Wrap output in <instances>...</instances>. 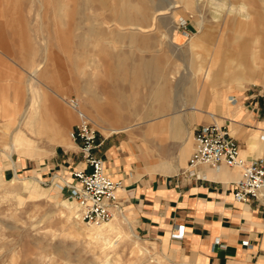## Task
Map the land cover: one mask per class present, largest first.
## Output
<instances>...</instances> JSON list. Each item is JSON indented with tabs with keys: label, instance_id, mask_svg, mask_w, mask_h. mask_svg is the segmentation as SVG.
Returning a JSON list of instances; mask_svg holds the SVG:
<instances>
[{
	"label": "rangeland",
	"instance_id": "1",
	"mask_svg": "<svg viewBox=\"0 0 264 264\" xmlns=\"http://www.w3.org/2000/svg\"><path fill=\"white\" fill-rule=\"evenodd\" d=\"M85 1L0 0V51L8 57L0 65V264H195L180 245L175 253L172 237L168 244L162 237L139 234L136 219L133 232L127 222L113 220L115 217L100 227L75 218L76 207L68 188L77 185L71 171L81 167L77 147L68 150L74 143L70 132L80 120L74 107L83 106L107 133L122 130L105 140L100 154L108 143L120 147L122 143L134 146L135 142L161 162L179 165L186 164L193 150L195 129L216 123L209 115L198 120L202 114L189 108L199 95L204 102L224 93L225 97H236L243 108L241 121H250H243L236 130L239 138H234L240 146L238 140L247 136L243 131L251 133L264 123L263 0H166L168 4L164 0V5L179 7L157 20L155 31L139 34L137 48H131L129 40L122 44L113 39L119 34L129 37L138 33L134 27L121 28L113 22L100 27L102 13L112 20L111 10L122 8V0H106L108 12L94 6V2L99 4L97 0L90 5ZM123 2L126 8H144L145 17L137 20L143 26L151 24L155 7L163 4L162 0ZM90 27L102 30L104 39L88 34ZM119 54L124 71L116 73L114 80L125 89L128 105L114 116L110 105L117 102L108 76L118 69ZM215 61L214 80L203 76L197 80L194 69H205ZM151 62L167 72L160 85H166L168 101L160 95L153 102L152 88L158 80L144 79L146 65ZM40 63L44 69L32 80L31 74ZM134 66L144 75L137 84ZM131 84H135L133 89ZM91 86L95 105L87 94ZM71 101L76 105L71 106ZM168 104V111L163 110ZM221 108L215 103L213 112L220 115ZM26 110L28 117L21 126ZM182 110H187L185 115H181ZM36 113L38 131L35 128L33 132ZM70 114L73 119L67 120L65 116ZM168 122L172 128L167 135L154 131L153 126ZM222 124L229 130L228 120L218 123ZM98 130L99 138L106 137ZM18 131L27 138H15L20 150L12 152L5 145L10 146ZM6 149L21 180H15ZM118 154L127 155L120 150ZM69 157L71 164L56 163ZM135 167L131 165L127 173L133 175ZM185 169L181 167L176 174ZM33 177L41 179L40 187L24 191L23 179ZM56 190L59 195H55ZM260 255L264 256V250Z\"/></svg>",
	"mask_w": 264,
	"mask_h": 264
},
{
	"label": "crops",
	"instance_id": "2",
	"mask_svg": "<svg viewBox=\"0 0 264 264\" xmlns=\"http://www.w3.org/2000/svg\"><path fill=\"white\" fill-rule=\"evenodd\" d=\"M0 56L2 65L3 59L8 60V57L1 51ZM218 95L203 102L211 103L203 107L204 112L198 120L204 115H209L216 123L226 119L232 135L239 138L236 134L239 125H243V121H250L247 118L241 121L244 111L238 106L236 97H225L224 93ZM215 103L222 106L220 115L213 112ZM260 125L251 133L243 131L247 136L244 134V140H238L241 159L251 160L261 155L264 148V123ZM120 133L107 135L102 132L106 137L102 136L107 140ZM72 144L73 147H68V150L76 149V145ZM119 150L127 155L121 157ZM6 153L15 180H21L12 155L8 150ZM97 154L103 158L109 174L123 188L119 198L126 210L115 219L127 222L133 232V220L136 219L139 234L159 236L170 244L169 239L176 228L184 225L185 237L175 240L173 247L175 253H178L180 245L181 250L192 257L195 264H264V256L260 255L264 250V210L254 202L236 203L233 199L234 184L240 176L239 168L220 166L218 169H210L199 166L191 176L184 173L185 170L176 174L181 167H187L185 163L176 165L175 161L161 162L143 144L135 142L134 146L122 143L120 147L108 143L103 152ZM24 158L34 161L42 159ZM71 159L69 157L60 162L56 160V163L63 161L71 164ZM140 163H143V167ZM131 165H136L133 175L127 173ZM0 179L3 180L2 173ZM40 182L38 177L23 179L30 192ZM57 190L55 195H59Z\"/></svg>",
	"mask_w": 264,
	"mask_h": 264
},
{
	"label": "built area",
	"instance_id": "3",
	"mask_svg": "<svg viewBox=\"0 0 264 264\" xmlns=\"http://www.w3.org/2000/svg\"><path fill=\"white\" fill-rule=\"evenodd\" d=\"M71 106L76 105L71 101ZM88 120L81 118L70 132L80 155L81 167L71 171L76 186L68 185L76 207L75 218L85 225L98 226L123 214L122 201L117 196L120 183L107 173L104 161L97 154L105 143ZM194 146L186 162L184 173L191 176L199 166L218 169L239 168L240 176L234 184L236 203L254 202L264 210V148L260 156L251 160L240 157V146L224 125L211 123L198 126L193 133ZM184 225L172 235L174 240L185 237Z\"/></svg>",
	"mask_w": 264,
	"mask_h": 264
},
{
	"label": "bare ground",
	"instance_id": "4",
	"mask_svg": "<svg viewBox=\"0 0 264 264\" xmlns=\"http://www.w3.org/2000/svg\"><path fill=\"white\" fill-rule=\"evenodd\" d=\"M39 1L41 2V0H39ZM93 1L94 0H86L85 3L87 5L88 4L90 5V3L93 2ZM97 1L99 2V4H97V3L95 4V2H94V6L95 5H99V7H100V9H102V11H104V12L107 11L108 12V7H107L108 5H107L106 0H97ZM163 1L164 0H162V3H163ZM166 3H167V1H166ZM263 3H264V0H263ZM122 4H123L122 5V8H119L118 7L117 9L111 10L112 13H113L112 20L109 19V18H107L103 13L101 15L102 18L101 19H98V20H102L101 23H100V27L102 25H107V24L113 22L114 25L115 24L116 25H119L121 28L126 27V26H131V27H134V29L138 30V33H133L129 37H127V35L125 37H123V35H121V34L118 33L119 35H117L116 37L113 38L114 40H116L114 42H116V43H122V44L125 43L127 40H129L128 43L131 46V48L132 47H135V48L139 47V44L138 43H141L139 41V39H138V38H140V35L139 34L148 33V32L153 31V30L155 31V28H156V25H157L156 24L157 20L161 19V17L163 18L164 15H167V14L169 15V14L173 13V9H176V8L179 7V6L175 5V4H174L175 7H173L174 5H172V4L167 5L168 3L166 5H164V3H163L160 6L155 7L154 13L151 16V24L149 26H143L140 23H138L137 20L140 19V18L142 19L143 17H145V11H143L144 8L142 9L141 6H139V7L133 6V7L126 8L125 5H124L123 0H122ZM243 10H245V9L243 8ZM146 16H148V15H146ZM88 34H92V35L93 34L94 35L95 34H99V35H101V39H104V37L102 36L103 35V31L102 30L99 31V29H97V27L96 28L95 27H90L88 29ZM116 57H117V61H118V69L115 70V71L113 70L109 74V76H108L109 81H110L109 83L112 86V88L114 89V92L112 93V95L114 96V99H116V102H117L116 104H111L110 105V111L109 112L112 115H114V116H116V114L120 112V110H121L122 107H125V106L128 105L127 104L128 103V99H127V97L125 95L126 92H124L125 89H123V87L121 86V83H119L117 80H114V77H115V74L116 73H121V72L124 71V68H123V61L124 60H123L121 54H119V56H116ZM214 64H216V61L213 62L212 64L210 63V66H207V68H205V69L202 66L199 67V68L194 69V71H193L192 67H191V69H192L194 75L197 77V80H199L200 77L203 76L204 78H206L205 80L212 81V80H214V76H213V74H214L213 71H214V68H215V65ZM37 65L38 66L34 69L33 73L31 74V79L32 80L35 79L36 76L39 73H41L42 70L44 69V63H40V64H37ZM193 65L194 64H192V66ZM146 67H147V69H146V75H145L144 79H147V80H155V81L158 80L157 85L156 86L154 85L153 88H152L153 90H152L151 97L153 99V102L156 99V97H158L160 95H162L163 98L164 99L166 98V101H168V97H167V91L168 90H166V88H165L166 85H160V81L166 80V78H167V72L164 71V70L162 72L159 71L153 65L152 62L151 63H148L146 65ZM133 70H134V73L136 74V79H137L136 82H135V84H137V82H140L141 80H144L143 79V76L144 75L141 74V73H139L140 68H138V66L137 67L134 66L133 67ZM136 72H138V73H136ZM200 83H201V81H200ZM135 84H131V88L132 89L135 87ZM202 92L203 91H200V94ZM87 94L90 97L91 103L95 105L96 96H95V93H94V90H93V87L92 86L87 90ZM202 97H203V95H201V97L199 95V97L195 101V103L189 108V111H191L194 114L195 113L203 114V112H204L203 111L204 104H203V101H202ZM203 99H204V97H203ZM169 108H170V105L169 104L168 105H165L164 107H162L163 110L166 109L167 111H168ZM74 109L78 113V116L80 117V119L83 118L85 120L90 121V123L92 122L95 125V127L100 128V130L103 133L107 134V135L108 134H115V133H118V132H121L122 131L121 129H111V131L109 133H107V132H105L99 126V121L93 120V119H91L89 117V113H87V111L85 110V108L83 106H80L78 108H75L74 107ZM134 111L135 112L136 111H139V108H135ZM186 112H187V110H182L181 111V115H185ZM37 113H36V115H34L35 118H34V120L32 122L31 130H33V129H35L37 127V120H38L37 118L39 117ZM27 117H28V115H27V110H26V112H24L23 115H22V119H21L22 122L19 125L22 126L23 125V121H25ZM65 117H66L67 120H72L73 119V117H72L71 114L68 115V116H65ZM92 123H91V125L93 126ZM216 124H218V123H216ZM95 127L93 126V128L99 132L98 128H95ZM153 128H155L154 131L156 130L161 135H167V133H169V131H170V128H172V127L170 126V123L168 122L166 124L153 126ZM37 131H38V129H37ZM33 132H34V130H33ZM229 132H230V135L233 136L232 133H231V131H230V128H229ZM19 136L20 137L22 136L23 137L22 138L23 140L27 138L26 136H24L21 133V131L20 132L18 131V132H15L14 138L12 139V143L10 144V146H9V143L5 145L6 147H8V149L10 147V150L12 152H14V150H16V152L20 150L19 148H16L17 146H15V138H20ZM240 153H241V150H240ZM114 181H116V180L114 179ZM122 189H123L122 187H119L118 188V190H117V196H121ZM28 190H29V187L26 185L24 191L28 192ZM70 209H71V207H70ZM110 222L111 221L106 222V223H103V224H100L98 226H94V225H89V226L100 227V226L106 225V224H108Z\"/></svg>",
	"mask_w": 264,
	"mask_h": 264
}]
</instances>
